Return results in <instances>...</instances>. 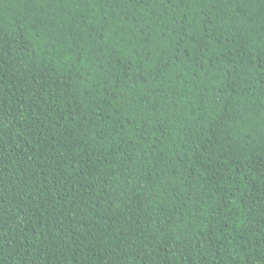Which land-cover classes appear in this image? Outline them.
Wrapping results in <instances>:
<instances>
[{
    "label": "trees",
    "instance_id": "trees-1",
    "mask_svg": "<svg viewBox=\"0 0 264 264\" xmlns=\"http://www.w3.org/2000/svg\"><path fill=\"white\" fill-rule=\"evenodd\" d=\"M0 264H264V0H0Z\"/></svg>",
    "mask_w": 264,
    "mask_h": 264
}]
</instances>
